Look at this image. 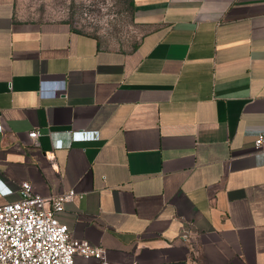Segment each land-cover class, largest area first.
<instances>
[{
	"label": "crops",
	"instance_id": "0c3cea01",
	"mask_svg": "<svg viewBox=\"0 0 264 264\" xmlns=\"http://www.w3.org/2000/svg\"><path fill=\"white\" fill-rule=\"evenodd\" d=\"M132 6L118 48L0 0V204L74 190L56 215L110 264H264V0Z\"/></svg>",
	"mask_w": 264,
	"mask_h": 264
},
{
	"label": "built area",
	"instance_id": "2783aa9c",
	"mask_svg": "<svg viewBox=\"0 0 264 264\" xmlns=\"http://www.w3.org/2000/svg\"><path fill=\"white\" fill-rule=\"evenodd\" d=\"M1 126V125H0ZM255 147L263 153L264 127L253 130ZM41 131L31 129L28 135L37 137ZM75 140L96 139L94 130L72 131ZM10 188L0 186V192L9 193ZM19 197L0 204V264H80L76 256L93 257L96 264H110L104 247L85 238L74 236L67 224L56 213L64 201L72 198L74 190L56 195H42L33 190L28 180L21 181ZM182 231V237H187ZM131 264H141L133 260Z\"/></svg>",
	"mask_w": 264,
	"mask_h": 264
},
{
	"label": "rangeland",
	"instance_id": "374dc122",
	"mask_svg": "<svg viewBox=\"0 0 264 264\" xmlns=\"http://www.w3.org/2000/svg\"><path fill=\"white\" fill-rule=\"evenodd\" d=\"M16 11L29 19H65L112 47H131L140 34L130 0H16Z\"/></svg>",
	"mask_w": 264,
	"mask_h": 264
},
{
	"label": "trees",
	"instance_id": "16d2710c",
	"mask_svg": "<svg viewBox=\"0 0 264 264\" xmlns=\"http://www.w3.org/2000/svg\"><path fill=\"white\" fill-rule=\"evenodd\" d=\"M130 2L132 3V0H130Z\"/></svg>",
	"mask_w": 264,
	"mask_h": 264
}]
</instances>
